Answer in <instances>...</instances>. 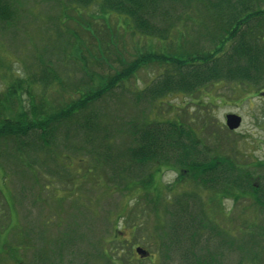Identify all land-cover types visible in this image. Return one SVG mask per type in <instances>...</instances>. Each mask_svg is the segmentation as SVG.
<instances>
[{"label":"rangeland","instance_id":"rangeland-1","mask_svg":"<svg viewBox=\"0 0 264 264\" xmlns=\"http://www.w3.org/2000/svg\"><path fill=\"white\" fill-rule=\"evenodd\" d=\"M10 1L15 25L0 24V93L18 79L29 81L22 103L9 106L25 125L68 109L139 56L207 47L201 28L212 31L210 25L180 24L173 41H161L123 28V16L101 17L99 3L84 7L73 0ZM47 71L56 76L51 84L30 80ZM161 71L160 64L148 61L84 110L59 119L55 142L50 136L41 141L42 129L20 142L14 135L0 137V264H189L194 252L204 257L205 246L216 264H238L240 253L222 244L216 230L199 225L216 221L242 235L244 221L249 220L248 226L264 221V210L251 204V192L235 203L219 187L208 189L203 202L191 201L192 212L185 216L194 219L181 226V218L166 214L144 188L128 191L106 157L132 146L129 131L135 122L181 121L203 147L234 159L254 175L264 162V79L255 84L226 80L192 94L149 98L147 87ZM232 113L242 117L235 130L226 126V115ZM87 119L93 121L92 133L82 127ZM21 142L28 145L24 153L17 152ZM158 166L153 185L179 180L181 171ZM184 174L179 190L190 191L195 187L190 186L191 173ZM215 196L222 202L213 207L210 199ZM198 229L203 233H193V242L192 232ZM137 247L149 254L141 256Z\"/></svg>","mask_w":264,"mask_h":264},{"label":"trees","instance_id":"trees-1","mask_svg":"<svg viewBox=\"0 0 264 264\" xmlns=\"http://www.w3.org/2000/svg\"><path fill=\"white\" fill-rule=\"evenodd\" d=\"M72 2L84 7L99 3L101 17L107 14L123 16L126 19L123 28L130 30L131 33L161 41H173L171 38L173 32L180 24L201 27L210 25L212 31L207 32L209 29L201 28L203 30L201 36L208 40L209 45L197 49L183 48V51L180 50L173 55L139 56L106 81L103 87L83 95L77 102L71 103L68 109L51 115L47 120L33 119L27 125L16 117V111H9V106L13 108L16 103H22L21 94L24 89L29 92L28 86H31L29 81L25 83L23 79H18L5 92L0 93V105H4L0 108V137L14 135L13 139L20 142L22 137L28 136L31 131L42 129L41 141L45 142L48 136L54 140L59 119L70 118L78 111L84 110L90 103L134 75L148 61L158 63L162 68L147 87L148 89L146 88L148 91L145 89L146 96L152 99L175 92L192 94L203 86L226 80L255 84L264 79V0H73ZM174 3L180 4L178 8L180 10L175 8ZM14 18L12 2L0 0L1 26L6 28L15 25L12 24ZM30 78L32 81L44 82L45 85L56 80V76L54 77L51 71L41 75L34 73ZM19 111L25 114L24 110ZM92 124L93 121L87 119L82 127L92 133ZM129 133L132 146L123 152H117L114 156L106 157V160L113 161V167L116 165L114 177L125 180L124 184L127 185L128 191L142 187L145 194L151 193L154 201L166 214L172 215L175 219L178 216L181 218V226L183 223L185 226L188 225L194 219L191 214L185 216L186 213L192 212L191 209L189 210L191 201L203 202L202 193L218 187L219 193L231 198L235 203L240 202L241 194L246 195L251 192L253 198L251 204L260 211L264 210V162L257 167L260 170L254 176L252 172L238 166L234 159L214 155L212 150L203 147V143L195 137L193 131L181 121L144 124L135 122ZM27 146L23 142L18 143L17 152L24 153V148ZM158 165L172 166L181 171L182 174L181 172L178 174L179 180L173 185H153L155 172L160 170ZM186 171L191 173L193 179L190 186L195 185L190 191L184 186H182L183 190H179V183ZM176 190L180 195H176ZM218 196L210 199L213 207L221 201L219 197L222 196ZM220 213L223 214L222 211ZM226 216L224 212L222 218ZM255 223L254 226H248L249 220L244 221L243 228L247 227V229L242 235L227 231L216 221L199 226L203 230L208 228L216 230V237L222 244H226L229 250L235 249L240 253L238 264H264V221ZM195 227L197 228L196 225ZM198 232L203 233L200 229L193 231L191 241L197 242L193 233ZM204 242L209 243L210 238L206 237ZM210 252L208 246L204 247V257L194 252L189 264H216L215 256Z\"/></svg>","mask_w":264,"mask_h":264},{"label":"water","instance_id":"water-1","mask_svg":"<svg viewBox=\"0 0 264 264\" xmlns=\"http://www.w3.org/2000/svg\"><path fill=\"white\" fill-rule=\"evenodd\" d=\"M242 124V117L237 114H227L226 116V126L230 130L238 129ZM137 253H139L141 256H147L148 251L142 247L136 248Z\"/></svg>","mask_w":264,"mask_h":264}]
</instances>
